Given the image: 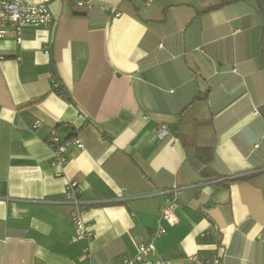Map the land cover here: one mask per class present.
Segmentation results:
<instances>
[{"label":"crops","instance_id":"obj_1","mask_svg":"<svg viewBox=\"0 0 264 264\" xmlns=\"http://www.w3.org/2000/svg\"><path fill=\"white\" fill-rule=\"evenodd\" d=\"M33 1L54 21L0 39V264H125L174 197L155 238L163 264H264L259 0ZM201 91L213 123L181 137L178 114ZM53 129L83 143L63 176ZM70 178L90 240L74 238Z\"/></svg>","mask_w":264,"mask_h":264},{"label":"built area","instance_id":"obj_2","mask_svg":"<svg viewBox=\"0 0 264 264\" xmlns=\"http://www.w3.org/2000/svg\"><path fill=\"white\" fill-rule=\"evenodd\" d=\"M80 5H85L86 8H92L91 0H76ZM105 7V6H103ZM111 11L118 13L115 7H111ZM54 21V15L47 2L33 0H0V39L5 37L8 29L11 28L17 38L21 40V32L27 25H47ZM5 58V55L0 53V60ZM54 86L57 88L58 83L54 81ZM40 120H36L34 126L40 124ZM167 126H160V133H165ZM49 142L52 146V162L58 166L56 175H64V166L69 160L70 149L72 145L83 146L82 140L78 135L71 137H63L55 129L51 131ZM236 176V175H235ZM234 177V176H233ZM176 189V187H175ZM66 193L68 202L71 205L70 218L75 226L74 238L76 239H92L94 230L89 226L85 218L86 206L82 199V186L78 179L70 178L66 185ZM176 198H167L160 205V212L157 219V226L148 239H142L136 244V252L131 257H125V264H163L162 260L154 257L156 255L155 238L166 232V227L162 220L171 218L176 206ZM89 247H84L88 251ZM219 262V258H215Z\"/></svg>","mask_w":264,"mask_h":264},{"label":"trees","instance_id":"obj_3","mask_svg":"<svg viewBox=\"0 0 264 264\" xmlns=\"http://www.w3.org/2000/svg\"><path fill=\"white\" fill-rule=\"evenodd\" d=\"M260 5L264 10V0H259ZM263 43H264V34H263ZM264 51V48H263ZM205 96L204 91L196 96L192 101H190L178 114V120L176 122V127L178 128V135L183 137L184 135V128L186 125L196 123L197 126L200 125H212V114L209 113L208 108H204ZM200 158V157H199ZM196 161L197 165H200L201 161H204L202 158ZM248 177L247 174L236 175L232 179H241Z\"/></svg>","mask_w":264,"mask_h":264}]
</instances>
